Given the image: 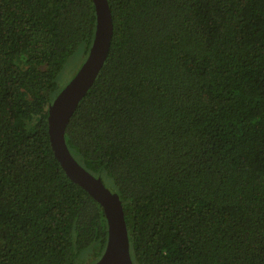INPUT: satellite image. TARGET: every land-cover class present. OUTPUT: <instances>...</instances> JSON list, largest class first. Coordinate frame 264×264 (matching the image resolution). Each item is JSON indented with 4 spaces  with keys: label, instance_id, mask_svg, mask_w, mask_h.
Masks as SVG:
<instances>
[{
    "label": "trees",
    "instance_id": "trees-1",
    "mask_svg": "<svg viewBox=\"0 0 264 264\" xmlns=\"http://www.w3.org/2000/svg\"><path fill=\"white\" fill-rule=\"evenodd\" d=\"M113 36L72 156L117 192L133 264H264V0H108ZM93 0H0V264L98 260L102 206L51 147Z\"/></svg>",
    "mask_w": 264,
    "mask_h": 264
},
{
    "label": "water",
    "instance_id": "water-1",
    "mask_svg": "<svg viewBox=\"0 0 264 264\" xmlns=\"http://www.w3.org/2000/svg\"><path fill=\"white\" fill-rule=\"evenodd\" d=\"M96 24L85 60L48 107L51 147L67 176L85 189L104 211L108 238L103 254L94 264H133L123 203L102 175L88 172L71 154L65 140L66 126L82 98L94 84L108 57L113 36L112 13L108 0H93Z\"/></svg>",
    "mask_w": 264,
    "mask_h": 264
},
{
    "label": "rangeland",
    "instance_id": "rangeland-1",
    "mask_svg": "<svg viewBox=\"0 0 264 264\" xmlns=\"http://www.w3.org/2000/svg\"><path fill=\"white\" fill-rule=\"evenodd\" d=\"M86 57H82L81 54H77L71 59V62L69 63V67L66 71L62 72L60 75V78L58 80V89H62L65 84L70 80V78L73 76V74L77 71L78 67L81 65V63L85 60ZM97 260L94 258H91L90 260H82L80 258L78 260L77 264H94Z\"/></svg>",
    "mask_w": 264,
    "mask_h": 264
}]
</instances>
